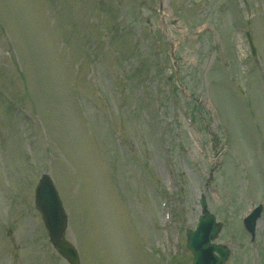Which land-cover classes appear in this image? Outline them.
<instances>
[{
	"label": "rangeland",
	"instance_id": "374dc122",
	"mask_svg": "<svg viewBox=\"0 0 264 264\" xmlns=\"http://www.w3.org/2000/svg\"><path fill=\"white\" fill-rule=\"evenodd\" d=\"M44 174L81 264H192L202 196L264 264V0H0V264H69Z\"/></svg>",
	"mask_w": 264,
	"mask_h": 264
},
{
	"label": "water",
	"instance_id": "95a60500",
	"mask_svg": "<svg viewBox=\"0 0 264 264\" xmlns=\"http://www.w3.org/2000/svg\"><path fill=\"white\" fill-rule=\"evenodd\" d=\"M255 54V51H254ZM36 192V205L43 216L44 223L49 233L50 240L59 253L70 264H80L79 255L75 247L63 239L68 228V219L58 192L49 176H44ZM202 216L195 232H188V249L195 257L194 264H225L229 258L230 250L225 246H216V240L221 232V225L216 223V218L208 211L205 198L201 201ZM261 214V208L246 219L245 226L252 237H255L256 223ZM216 254H218L216 256Z\"/></svg>",
	"mask_w": 264,
	"mask_h": 264
}]
</instances>
